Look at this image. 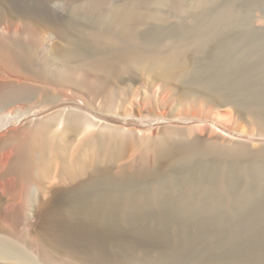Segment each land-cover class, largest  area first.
I'll list each match as a JSON object with an SVG mask.
<instances>
[{"label": "bare ground", "instance_id": "6f19581e", "mask_svg": "<svg viewBox=\"0 0 264 264\" xmlns=\"http://www.w3.org/2000/svg\"><path fill=\"white\" fill-rule=\"evenodd\" d=\"M210 1L0 0V264H264V145L213 122L264 121V57Z\"/></svg>", "mask_w": 264, "mask_h": 264}, {"label": "rangeland", "instance_id": "374dc122", "mask_svg": "<svg viewBox=\"0 0 264 264\" xmlns=\"http://www.w3.org/2000/svg\"><path fill=\"white\" fill-rule=\"evenodd\" d=\"M118 1L119 0H111V2H115V3ZM172 1L173 0H160V21H161L160 23L165 28H171L174 26L178 28L180 26H190L194 24V19L197 18L199 19L198 22L199 25L202 24L204 28L203 31L204 32L209 31L210 27L207 24V21L202 20V18L198 16L199 11H201L202 8L196 9V7L198 6L196 2L198 3L202 0H176L178 3L177 6L171 4ZM190 4L195 7H191ZM205 4L206 3L202 5L205 9L204 11H206L208 14L206 16L207 18H209V20L214 21L215 18H217V16L220 14L229 15V20L227 24H224L223 27H218L219 30L218 39L219 42L223 40L235 44L236 49L232 54L234 55V57L239 54L246 55L248 52H253L254 54H256L257 56L252 55L253 59L256 60L258 59V56L264 57V0H212L209 3H207V5ZM192 16L195 17L193 18ZM71 46L72 45H70V47ZM216 51H217V40L215 38L212 39L211 41L208 39L204 53L208 56H212L216 53ZM263 68H264V63L258 67L259 70ZM119 70L120 69H118L117 71ZM87 71L81 70V72L83 73L86 72L88 73V75L90 74L91 77L93 76L95 77L92 71L90 72ZM97 75L96 77H98ZM137 84L138 83H136V86ZM119 85L121 86V84H116V88L120 87ZM65 87L74 89V87L72 86L70 87V85H65ZM75 90H78L80 94L84 93L80 89H75ZM56 99H57V95L53 94L51 100L53 105H55ZM218 113L219 115H217L214 118L215 120L213 119V122L215 124L219 125L220 127L224 126L225 129L229 131L237 132L239 134H243L246 136L250 135L256 138L254 140L252 139V141L248 140L249 142L246 143V145H248L252 149H256L260 145H264V139L263 141H259L257 139V138H264V121L262 123H257L256 121L248 118L246 115L244 116L236 112V110L229 105H225L219 108ZM225 115L228 118H226ZM158 126L161 127V125ZM158 126L152 127L151 132L152 133L154 132V134L159 132V130L161 129H158L159 128ZM195 133L198 134L197 131ZM200 136L207 139L213 138L221 142L222 141L226 142V139L219 137L214 132L210 133L209 130L203 131V133H201ZM163 165L165 166V163L163 161H160V168H163L164 167ZM243 180L244 179L242 177L238 179V183H237L238 188H243L242 187ZM163 247L164 244L161 242L160 244L148 243L143 245V248L149 250L150 249L162 250ZM256 248L261 249L259 245H257Z\"/></svg>", "mask_w": 264, "mask_h": 264}]
</instances>
